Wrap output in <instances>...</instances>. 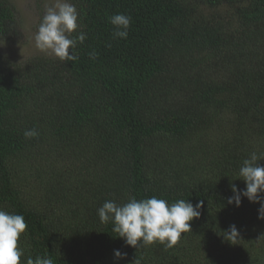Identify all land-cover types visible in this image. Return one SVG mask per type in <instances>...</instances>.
Returning <instances> with one entry per match:
<instances>
[{
    "label": "trees",
    "instance_id": "1",
    "mask_svg": "<svg viewBox=\"0 0 264 264\" xmlns=\"http://www.w3.org/2000/svg\"><path fill=\"white\" fill-rule=\"evenodd\" d=\"M69 2L72 36L87 35L78 60L0 54V208L27 224L21 264H264L260 204L227 203L243 160L264 156V0ZM117 13L131 17L127 39L113 38ZM14 19L0 0V39ZM152 196L202 202L171 248L127 246L99 220L105 201ZM233 224L235 245L222 236Z\"/></svg>",
    "mask_w": 264,
    "mask_h": 264
},
{
    "label": "clouds",
    "instance_id": "2",
    "mask_svg": "<svg viewBox=\"0 0 264 264\" xmlns=\"http://www.w3.org/2000/svg\"><path fill=\"white\" fill-rule=\"evenodd\" d=\"M79 15L75 5L69 0H50L34 35L35 49L61 62L78 60L76 47L87 38L84 32H77L72 36L80 26ZM108 21L113 26V38L127 39L132 22L130 16L117 13L110 16ZM96 56L95 51L89 53L90 59H95ZM23 135L30 139L37 137L39 132L32 128L25 130ZM262 159L264 156L253 152L243 160L237 178L244 182L245 187L238 190L232 185L233 195L227 198V203L239 207L241 197L247 198L249 202L259 203L257 218L264 220V167L257 164ZM201 206L202 202L193 205L184 199L169 204L156 196L140 200L132 197L124 204L105 201L97 209V214L101 223L112 222V231L127 246L138 248L159 243L171 248L178 243L183 233L191 231L190 222L199 218ZM26 228L23 215L0 208V264H21L24 250L18 246V241ZM222 236L225 241L235 245L239 240V231L233 224L223 231ZM125 255L119 250L114 251V257L118 259ZM25 264H54V261L50 256L35 259L28 257Z\"/></svg>",
    "mask_w": 264,
    "mask_h": 264
},
{
    "label": "rangeland",
    "instance_id": "3",
    "mask_svg": "<svg viewBox=\"0 0 264 264\" xmlns=\"http://www.w3.org/2000/svg\"><path fill=\"white\" fill-rule=\"evenodd\" d=\"M14 9L15 21L10 27L9 36L0 39V54L14 64H22L30 57H51L40 53L34 47V35L50 0H8ZM33 179H30V183ZM22 200L29 204L36 201L37 192L31 185L20 188Z\"/></svg>",
    "mask_w": 264,
    "mask_h": 264
}]
</instances>
